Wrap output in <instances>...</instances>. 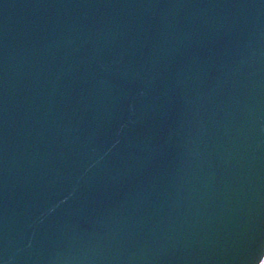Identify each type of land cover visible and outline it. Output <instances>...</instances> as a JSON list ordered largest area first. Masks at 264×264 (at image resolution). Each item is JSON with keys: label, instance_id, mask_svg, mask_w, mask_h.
Listing matches in <instances>:
<instances>
[{"label": "water", "instance_id": "1", "mask_svg": "<svg viewBox=\"0 0 264 264\" xmlns=\"http://www.w3.org/2000/svg\"><path fill=\"white\" fill-rule=\"evenodd\" d=\"M264 0H0V264H259Z\"/></svg>", "mask_w": 264, "mask_h": 264}, {"label": "rangeland", "instance_id": "2", "mask_svg": "<svg viewBox=\"0 0 264 264\" xmlns=\"http://www.w3.org/2000/svg\"><path fill=\"white\" fill-rule=\"evenodd\" d=\"M259 264H264V257H263V259L260 261Z\"/></svg>", "mask_w": 264, "mask_h": 264}, {"label": "trees", "instance_id": "3", "mask_svg": "<svg viewBox=\"0 0 264 264\" xmlns=\"http://www.w3.org/2000/svg\"><path fill=\"white\" fill-rule=\"evenodd\" d=\"M263 259V258H262Z\"/></svg>", "mask_w": 264, "mask_h": 264}]
</instances>
